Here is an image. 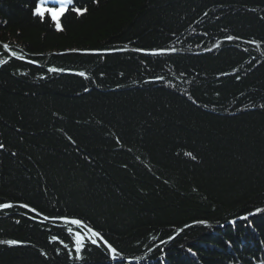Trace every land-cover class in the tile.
Wrapping results in <instances>:
<instances>
[{
  "label": "trees",
  "instance_id": "16d2710c",
  "mask_svg": "<svg viewBox=\"0 0 264 264\" xmlns=\"http://www.w3.org/2000/svg\"><path fill=\"white\" fill-rule=\"evenodd\" d=\"M35 2L0 0V264L264 263V0Z\"/></svg>",
  "mask_w": 264,
  "mask_h": 264
},
{
  "label": "snow or ice",
  "instance_id": "6c2138e0",
  "mask_svg": "<svg viewBox=\"0 0 264 264\" xmlns=\"http://www.w3.org/2000/svg\"><path fill=\"white\" fill-rule=\"evenodd\" d=\"M93 3L98 2V0H92ZM74 3V0H54V3H50V0H38V2H35V6L31 10V14L33 16L38 17L41 21H44L46 18H50L52 22L55 24V28L57 31H63V26L61 23L62 17H64L69 11L73 12L77 16H83L85 13H87L88 8L87 7H72ZM226 39L232 40L234 39L231 36H227ZM4 49H9L8 44H3ZM73 51H81L80 49H73ZM84 52L88 51H98V50H89L84 49L82 50ZM107 51V50H105ZM137 51H144V49H137ZM166 50L160 49V50H152V54H163ZM171 51H175V49H171ZM13 56L16 55L15 52L12 53ZM23 58V57H21ZM6 61L0 60V65L5 64ZM35 63V61H33ZM49 72H56V71H63V69H56V68H49ZM79 76L83 77L85 76L84 72L78 73ZM87 91V89H86ZM261 107H264V105H261ZM5 148V144L3 142H0V150H3ZM15 155V153H13ZM187 155L191 156L192 153H187ZM16 205H13L12 203H0V209H11L15 207ZM20 208L28 209L30 212L34 213L35 216L42 217L45 221H52L53 223H56L57 221H60L64 225H73L76 226L78 229L77 231H73L72 227H68L67 231L71 235L73 240V251L69 252V256L72 259L75 260H82V252L85 250L87 244L91 245H98V242H102V244L106 247L109 258L111 260H118V259H130L129 257H125L124 254L117 250L116 247L113 246L105 237L101 234L100 231L94 230L92 227H89L88 224H86L83 220L79 218H70L68 216H47L44 215L41 211L37 209V207L31 206L29 203H22L18 205ZM264 212V209L256 208L254 213H249V215H255L258 213ZM35 218V217H33ZM239 219L247 220L248 216L240 217ZM19 223V221H17ZM194 223L199 224H206V221L200 220V221H194ZM231 223H235V221H232ZM185 227H189L188 225H185ZM173 237H169V239H172ZM52 241H55L58 239L57 236L50 237ZM22 243L21 241L15 240V239H9V240H0V244L5 245H18ZM60 243H64V241H60ZM161 243H166V241H161ZM65 248H68L67 244H64ZM191 251V249H189ZM74 252V255H73ZM42 254L46 255V253ZM136 259H140V257H135Z\"/></svg>",
  "mask_w": 264,
  "mask_h": 264
},
{
  "label": "rangeland",
  "instance_id": "374dc122",
  "mask_svg": "<svg viewBox=\"0 0 264 264\" xmlns=\"http://www.w3.org/2000/svg\"><path fill=\"white\" fill-rule=\"evenodd\" d=\"M50 3H54V0H50ZM232 264H238V263H232ZM264 264V263H262Z\"/></svg>",
  "mask_w": 264,
  "mask_h": 264
}]
</instances>
